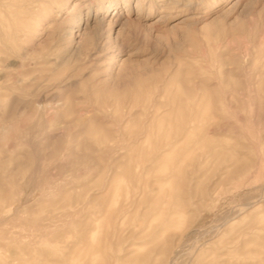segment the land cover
Here are the masks:
<instances>
[{"label": "rangeland", "instance_id": "374dc122", "mask_svg": "<svg viewBox=\"0 0 264 264\" xmlns=\"http://www.w3.org/2000/svg\"><path fill=\"white\" fill-rule=\"evenodd\" d=\"M0 264H264V0H0Z\"/></svg>", "mask_w": 264, "mask_h": 264}, {"label": "bare ground", "instance_id": "6f19581e", "mask_svg": "<svg viewBox=\"0 0 264 264\" xmlns=\"http://www.w3.org/2000/svg\"><path fill=\"white\" fill-rule=\"evenodd\" d=\"M29 2V1H28ZM36 2V1H35ZM34 2V3H35ZM47 2V1H46ZM27 3V2H26ZM37 3V2H36ZM29 4V3H28ZM38 4V3H37ZM18 5V4H17ZM30 6V5H29ZM28 6V7H29ZM17 9V8H16ZM27 9V8H26ZM32 9V8H31ZM23 10V9H22ZM19 12V11H18ZM20 14H22V13H20ZM17 16V15H16ZM15 16V17H16ZM18 17V16H17ZM18 25V24H17ZM16 25V26H17ZM9 32V31H8ZM3 34H4V31L2 32ZM10 33H11V31H10ZM13 33V32H12ZM5 35V34H4ZM14 35H15V32H14ZM5 37V36H4ZM14 37L11 35L9 38H8V41H9V43H11L12 45H11V47L13 46V43H14V39H13ZM9 47V46H8ZM14 48V47H13Z\"/></svg>", "mask_w": 264, "mask_h": 264}]
</instances>
